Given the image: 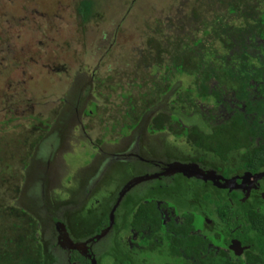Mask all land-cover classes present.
<instances>
[{"label": "rangeland", "instance_id": "1", "mask_svg": "<svg viewBox=\"0 0 264 264\" xmlns=\"http://www.w3.org/2000/svg\"><path fill=\"white\" fill-rule=\"evenodd\" d=\"M82 1L88 3L89 0H0V140H3L0 151V173L2 174L0 176H4L3 178L7 180L4 184L7 190H10L9 187L14 184H18V178H21L22 174L29 175L30 171L27 168L25 171L22 169L25 162L23 143L24 137L29 138V133L33 132L36 124L48 130L44 133L47 140L38 145L39 152L42 154L41 158L45 159L42 162L38 160L33 163V176H28L26 181L30 184L39 179L41 193L44 197L50 195L49 191H51V196L66 200L73 190L83 188L88 182L86 179L96 173L95 170L103 159V156L99 157L100 153L98 154L94 147H99L101 152L108 156L115 154L119 148L124 146L125 141L121 144L123 146L112 143L113 137L117 136L114 133L113 135L105 134L101 125L103 120L111 124L114 115L120 116L122 113L120 109L126 102L121 96L126 91L122 90V87L128 88L133 84L131 77L119 78L118 76L117 78L115 72L122 69L123 62L137 58L138 50L145 49L144 44L150 35V33L147 34L148 24L152 25L156 19L165 22L169 15L174 17L176 2L179 0H134L136 5H133V0H92L93 8L100 9L95 21L88 24H83L77 11ZM126 5L128 11L125 9ZM240 24L241 21L236 23V26ZM254 33H259V30L256 29ZM261 39L260 43L264 42V38ZM208 52H216L212 60L218 66L223 65L221 59L231 54L219 42H214V49ZM118 57L123 58L121 62L118 61ZM250 59L252 58L248 56L247 60ZM250 62L249 65L257 70L264 67L262 64ZM189 67L192 66L189 65ZM137 76L142 77L139 74ZM111 77L114 79L111 84L112 90L108 88L111 82L108 80ZM263 79L257 80L263 82ZM215 80L214 76L208 80V87L213 90L210 89L211 92H209L206 88L205 92L211 93L209 100L206 101L197 97L194 92H190L192 87L196 90L194 77L185 74L180 77L182 87L178 88L179 92H176L173 100L176 102L175 107L180 112L182 122L186 124L197 122L198 117L193 114L197 112L199 114V110L214 114V116H229L230 108L225 102L233 96V90L229 89L224 92L225 87H217ZM252 83L257 82L253 79ZM98 85L101 88H98ZM251 92L259 96L264 95L260 90L258 92L257 88L251 89ZM131 94L135 96L136 93L131 92ZM137 98L136 96L135 100ZM91 100L98 101L99 117L87 116L84 113ZM255 110L264 111L261 105H258ZM69 112L75 119L73 124H71L72 118L68 117V121L65 118ZM198 114L196 116H199ZM205 117H203L204 120ZM15 118L17 120L14 121ZM260 119L264 122V116ZM41 122H49L51 129L49 130L48 126L45 129V126L39 124ZM61 122H66V125H62ZM206 122L204 128L208 126L209 120ZM17 124L22 126L15 131L13 127ZM179 124V122L172 123V127L176 128L175 132L181 130ZM51 135L58 137L62 142L59 139L56 140L55 137L52 138ZM6 139H9L7 143ZM166 140L181 142L176 144L180 145V148L168 142L167 145L177 147L184 153L189 151L185 143L193 142L190 136L177 139L167 137ZM156 142L159 141L156 140ZM152 145L157 147L155 142ZM95 154L99 159L94 157ZM175 155L180 156L181 154ZM26 161L28 165L32 163L30 159ZM180 166L193 173L194 179H202L201 170L188 165L181 164ZM180 166L173 164L171 168H176L169 173H174ZM135 172V169L127 168L126 165L113 168L110 171L111 174H108L105 181L103 180L96 188L90 203L94 202L97 207L108 199L105 205L107 206L109 202H112L111 195L120 183L130 178V175H134ZM47 184H50L49 188L46 187ZM78 185L79 188H76ZM209 192L214 200V190L211 189ZM154 193L168 202L167 206L172 211L174 210L179 220L184 219L177 222L175 228L186 227L188 221L196 232L201 233V239L213 241L220 247L223 246V243L213 235L215 231L212 228L206 229L205 221L187 220L193 217V214H197L198 206L193 196L196 197L199 194L200 199L205 200V194L200 192L198 186L176 180L172 187L158 189ZM154 193L146 191L142 197L151 201L150 198ZM12 195L21 200L22 193ZM25 202L28 203L27 199ZM255 205V207L259 206ZM260 207L256 210H260ZM103 210H100V216L95 212H89L85 216L89 218V222L80 224L77 231L82 233L97 228L102 219ZM131 213L132 211L126 215V221L121 224L123 228L116 231L114 239L111 238L112 235L108 230L103 233L105 236L102 240L104 241L98 240L102 252L107 248L106 256L100 257V264H184L180 257L169 252L170 248L159 251L152 248L146 249L144 248L146 236H136L135 232L133 236H130L131 226H134V217ZM4 215L0 214L2 218ZM213 218L210 217L211 220ZM14 222L16 219L12 216L6 219V228L4 229L3 226L0 228V239L4 233L13 238L21 232L20 229L12 228ZM156 234L159 240L163 238L166 245H169L167 241L171 242L172 238L167 230L156 231ZM128 237L136 239L131 243ZM108 240L112 242L105 243ZM182 241L191 242L190 238L182 239ZM127 242L130 243L131 249L133 243L139 245V248L143 247V250L135 249L139 250L137 251L138 258L135 252L133 253V249L128 248ZM11 246L12 244L8 245V247ZM19 258L18 255L14 260L9 261L7 257H2L0 264H17ZM66 261L61 260V264H66ZM187 264L191 263L187 262Z\"/></svg>", "mask_w": 264, "mask_h": 264}, {"label": "trees", "instance_id": "2", "mask_svg": "<svg viewBox=\"0 0 264 264\" xmlns=\"http://www.w3.org/2000/svg\"><path fill=\"white\" fill-rule=\"evenodd\" d=\"M91 1L89 0L88 3L87 1L86 3L82 1L79 9H77L83 24L95 21L98 16L100 8H93V1ZM176 3L175 12L173 13L174 17L169 15L170 20H167L169 18L166 17L165 22L156 19L152 25L148 24L147 34L150 33V35H148L149 37L144 44L145 49L141 50L142 52L138 50L137 58L123 62L121 65L123 66L122 69L120 68L115 72L117 78L118 76L119 78L131 77L133 84L128 88L122 87V90H126L121 94L126 101L125 105L120 109L122 113L120 116L114 115L115 113L112 114L114 115V120H111V124L109 121H101L102 130L105 134L113 135L114 133L117 136L113 137L111 141L116 145L120 146L125 141L124 146L121 145L123 147L119 148L116 153L127 152L137 143L141 154L145 158L164 160L166 162L192 159L195 163L215 168L225 176H229L231 172L243 169L252 170L253 172L264 170V122L260 119L261 116H264V111L255 110L258 105H261L264 110V98L259 99L260 101L253 99V94L251 93V89L253 90L254 88H258L264 93V87H262L264 86V79L263 82L257 80L264 78V67L256 70L249 65L250 61L264 65V42L260 43L261 38H264V0H179ZM127 8L126 5V11H128ZM239 21H241L240 26H236ZM256 29L259 30L257 34L254 33ZM258 39L260 40L258 41ZM214 42L224 45V49H227L232 54L221 59L223 65L220 66L212 60L216 52H208L210 49H214ZM248 56L252 59L247 60ZM122 59L118 57L119 62ZM189 65L192 67H189ZM138 74L142 77L137 76ZM184 74L192 76L196 80L194 81L196 90L195 87H192L190 92H194L197 97L199 96L206 101L211 96L208 80L212 79L213 76L216 77L217 87H225L224 92L229 89L233 90L234 97L229 99V103L234 105L235 108L230 109L233 111V109L237 108V111L233 115L225 117L214 116V114H207V112L199 110V114L198 112L193 114L198 117L197 122L193 124L182 122V118L179 116L180 112L175 107L176 102L173 98L176 92H179L178 88L182 87L180 77ZM253 79L257 83H252ZM113 80V77L108 80L111 81L108 84L110 90L113 89L111 85ZM98 88H101V86L98 85ZM206 88L209 89L208 93L205 92ZM131 92H135V96ZM92 93L94 95V92ZM136 96L138 98L135 100ZM74 97L76 98V96ZM93 97L95 98V96ZM241 103L242 107L240 106ZM84 113L87 116L94 115L99 117L98 101H89ZM197 114L199 116H196ZM202 116H206L205 118L209 120L208 126L205 128L204 123H207V120H204ZM68 117L73 119L71 123L73 124L75 119L71 112L66 114V120ZM66 122L61 123L66 125ZM174 122L180 123L181 130L179 132H175L176 128L172 127ZM39 124L45 126V129H47L46 126H48L49 130L51 129L49 122H41ZM21 126L17 124L13 129L16 131ZM47 132L48 130H44L42 126L36 124L33 132L29 133V138L24 137L25 141L22 143L25 149V162L22 169L25 171L27 168L30 171L29 175L22 174L21 178H18V184L9 187L10 190H7L4 185L7 180L3 178L4 176H0V214H5L3 218L0 216V228L3 226L5 229L6 219L12 216L16 219V222L12 224V228L21 230L13 238L6 233L3 234L0 239V244L2 245L0 258L7 257L11 261L15 259V256L19 255L20 258L17 260V264H59L58 257L48 246L49 244L41 237L40 229L41 227L45 229L44 226L48 225L50 219H52L50 216L54 215L53 217H55L60 208L68 204L82 203V200L73 199L75 197L74 194L68 201L58 196H51V191H49L50 195L44 197L41 193L39 179L37 183L34 181V183L28 184L26 181L28 176H33V163L38 160V162H42L45 159L41 158L42 154L39 152L38 145L42 141L47 140L44 137V133ZM185 136H190L193 140V142H188L189 144L185 143L189 148L187 153L177 149V147L180 148V145L176 144L181 142L166 140L167 137H175L177 139ZM51 137L55 136L51 135ZM55 138L56 140L59 139L58 137ZM156 140L159 142H156ZM7 141L9 139H6V143ZM153 142L157 144V147L152 145ZM167 142L175 144L177 147L169 146ZM2 143L3 140H0V151ZM94 148L98 154L100 153L99 157L103 156L98 168L95 170L96 172L101 171L105 167L107 160L110 162L101 182L118 165H126L127 168L132 167L135 169L136 172L132 176L144 173L143 168L145 165L141 163L129 164L126 161L119 160L111 162L109 157L103 154L99 147ZM94 157L96 158V154ZM99 157L96 159H99ZM26 159H30L32 163L28 165ZM0 175L2 174L0 173ZM193 184L198 186L200 192L205 194V200H201L199 194L196 197L193 196L198 209L197 214H193L192 219L190 218L189 221L192 220L194 222L197 219L204 221L203 215L207 212L211 216L219 218L227 226H232L231 212L234 211V205H239L238 198L241 197L240 194L234 192L227 195L222 193L221 190L202 182H193ZM49 185L47 184L46 187L49 188ZM26 187L28 188L25 189ZM162 188L155 186L154 191L152 188H148V192L154 193ZM167 188L170 187L164 189ZM211 189L214 190V200L209 192ZM30 192L35 196V199L37 198V201L26 196ZM19 193H22L21 200L17 197H12V194L17 195ZM217 196L218 198H216ZM151 198V201H148L149 199L140 195L126 197L122 202V205H124L122 211L121 207L118 210L119 213L124 212L121 217L123 222L126 221L125 217L130 212V209L134 211L137 208L139 213L135 215L133 228H137L143 223L142 227L140 226L138 229H147L154 234H156V231H166L171 224L167 223L165 226L162 224L163 218L159 212L160 210L156 203H153L155 200H162V198L155 193L152 194ZM230 198L233 199L234 203L230 201ZM26 199L28 203L25 202ZM146 200L148 201L147 204L144 202ZM44 203L47 205L46 208L42 209ZM261 203L263 204L264 202ZM128 205H131L133 209L127 210L129 208L127 207ZM243 206L235 210L234 213L237 216H241L240 222L244 224L245 234L252 236V245L246 251L245 259L230 261L225 258L214 257L213 252L211 253L212 256H209L202 250L206 241L203 238L202 240L201 233H196L193 228V243H185L188 246L186 250L188 255L191 256L193 252V264H264V214L259 213L255 208L253 209L249 202ZM110 207L111 204L106 207L105 213L110 211ZM82 208L80 209L81 211L84 209ZM125 210L127 211L125 212ZM233 225H238V222ZM173 229L171 231L178 230ZM171 231H168L170 238H176V242L177 237L176 235L173 236ZM83 235L87 236L86 234ZM181 235L183 233L179 232L178 238ZM220 235L224 236L222 233ZM155 238L159 240L157 239V234ZM10 244L12 246L8 247ZM15 249L16 251H14ZM155 249L158 250L157 244L155 248L153 247V250ZM136 255H138L137 251Z\"/></svg>", "mask_w": 264, "mask_h": 264}, {"label": "flooded vegetation", "instance_id": "3", "mask_svg": "<svg viewBox=\"0 0 264 264\" xmlns=\"http://www.w3.org/2000/svg\"><path fill=\"white\" fill-rule=\"evenodd\" d=\"M260 69V68H259ZM257 70V69H256ZM255 89V88H254ZM258 89V88H257ZM259 92V89H258ZM252 93V92H251ZM253 94V99H263L264 95H258ZM234 97V94L233 96ZM231 97V98H232ZM235 100V99H233ZM259 100V101H260ZM225 101V100H224ZM229 108H235L234 105H231L229 103V100L225 102ZM242 107V103L240 105ZM240 107V108H241ZM242 109V108H241ZM237 111L236 109H233V111L230 109V114L233 115ZM228 116V117H229ZM135 151V153H134ZM109 160L113 162L114 160L119 161H126L129 164L133 163H141L142 165H145L143 168L144 173L140 175L132 176L130 175V178H127V180H123V182L120 183L119 187L117 188L114 195H111L113 197V202H109L107 206L111 204L110 211L108 213H105L106 207L105 206L108 201V199H105L102 204L99 206H95L94 202L90 203L93 197V193L95 192L96 188L101 184L102 178L105 176V173L108 170L109 167V161L107 160L105 167L101 171H97L94 173L93 176L88 177L86 176V181L88 182L84 185V188H81L80 190H73V193H71V196H67L66 201H68V198H72V194H74V200L80 201L82 200V203H77L74 205H66L54 215H51L50 223L48 225L44 226L45 229H40L41 237L43 240H45L50 246V248L54 251L56 256L58 257L59 264H61V260L65 259L66 264H100L99 260L101 256H106L105 253L107 252V248H105V251H101L99 248V239H103V233L105 231L109 230V234L112 235L111 238L114 239L116 231H119L123 228V219L121 218L124 212H118L119 208L121 207V211L123 209L122 205L123 200L126 197H129L130 195H144L143 193L148 191L149 189H154L155 186H160L163 188L171 187L176 182V180H183L186 183H189L193 185V182H202L206 183V185L217 188L218 190H221L222 193H225L227 195H230L231 193H239L240 198H238L239 205H234V211L231 212L232 216V226H227L226 223H223L220 221L219 218H216V216H211L207 212H205V215H203L204 219V226L206 229H213L215 232H213V235L217 237L221 243H223V246H217V244L213 241L205 240L204 242V248L202 249L205 253H207L209 256L213 252L214 257H221L225 258L227 260H240L245 259L246 251L249 250L250 246L252 245V236L245 234V229H243L244 224L240 222L242 219L241 216H237L234 212L238 208L244 207L247 202H249L250 206L254 207L255 204H258L259 206L255 207V209L259 208L262 203L264 202V176L261 178H255L257 174H263L264 170H260L258 172H253L252 170L243 169L237 172H231L229 176H225L218 170H216L213 167L206 166L204 164H198L195 163L192 159L188 161H178L174 160L172 162H166L164 160H156V159H149L143 157L141 154L139 147L136 143L134 147H132L129 151L124 153H115L108 155ZM181 163L183 165H188L193 168L196 167L197 170H201L204 176H213L215 179H194L193 175H188L185 173H169L170 168L173 164ZM88 175V174H87ZM143 177L147 178L141 183L135 184V185H129L131 181H133L135 178ZM38 181H36L37 183ZM33 187V186H32ZM79 188V185L76 187ZM26 195L27 197L34 199V201H37V198L35 199V196L31 194ZM139 198V197H138ZM230 201L233 202V199L230 198ZM45 202V201H44ZM96 202V200H95ZM98 202V201H97ZM145 204H147V200L144 201ZM154 203H156L157 207L159 208V212L161 214V217L163 218L162 224L165 226L167 223H170L171 226L168 227V231L177 230V231H171L173 236L176 235L177 241L175 242V239H171V243L169 245L165 243V239L161 238L162 240H156L155 234L147 229H138L140 226L142 227L143 223L140 224L137 228H133L131 226V230L129 235L133 236V233L135 232L136 236L142 235L146 236V239L144 240V248L149 249L153 247L155 248V245L157 244L158 250L160 249H166L170 248L169 252H171L172 255H175L176 257H180L184 264H187V262L193 264V252L192 255L189 256L186 252L188 246L185 244V242L182 241L190 238V241L193 243V227L190 226L189 222L187 221L186 227L181 228H175L178 224L177 222L183 221L184 219H180L176 217V213L174 210L172 211L171 208L168 205V202L164 199L162 200H155ZM234 203V202H233ZM46 203L43 204L44 207L42 209L46 208ZM103 205V206H102ZM255 205V206H254ZM129 210L131 205H128ZM127 206V207H128ZM51 207V206H50ZM53 207V206H52ZM84 209H83V208ZM105 209L103 210V208ZM83 209L82 211L80 209ZM116 208V211L114 212V219L113 223L111 225L110 223V214L112 210ZM260 210H257L259 213L264 214V204L260 207ZM93 209V211H91ZM133 209V208H132ZM46 210V209H45ZM100 210H103L102 219L100 221L99 226L95 229L88 231V232H82L79 233L77 231L78 226L80 224H84L85 222H89V218H86L85 216L90 212H95L98 216H100ZM132 215L135 218V215H137L139 212L136 210H131ZM263 211V212H262ZM126 212V211H125ZM130 213V212H129ZM128 213V215H129ZM107 215V216H106ZM89 217V216H87ZM107 217V218H106ZM119 217V218H118ZM210 217H214L213 220L210 219ZM101 218V217H100ZM189 220V218H187ZM216 221V222H215ZM235 222H238V225H233ZM44 232V233H43ZM179 232L183 235H181L178 238ZM195 233V232H194ZM200 233V232H196ZM223 234L224 236H221L220 234ZM86 234L87 236L83 235ZM140 235V236H141ZM63 236V237H62ZM85 236V237H83ZM129 236V237H130ZM221 236V237H220ZM100 237V238H99ZM103 237V238H102ZM128 237V238H129ZM155 238V239H154ZM136 238L133 239V237L129 238V242H133ZM159 239V238H157ZM189 240V239H188ZM104 241V240H102ZM111 243L112 241H106L105 243ZM107 243V244H108ZM128 248L131 249L130 243L127 242ZM161 245V246H160ZM193 245V244H192ZM101 246V245H100ZM135 247V248H133ZM132 251L136 255V248H139V245L133 243ZM109 248V247H108ZM193 249V247H192ZM140 250V251H141ZM138 251V250H137ZM212 256V255H211ZM138 258L139 256L136 255Z\"/></svg>", "mask_w": 264, "mask_h": 264}, {"label": "water", "instance_id": "4", "mask_svg": "<svg viewBox=\"0 0 264 264\" xmlns=\"http://www.w3.org/2000/svg\"><path fill=\"white\" fill-rule=\"evenodd\" d=\"M177 164H179V166L181 165V163H177ZM183 165V164H182ZM194 167V166H193ZM173 168H176V167H173ZM173 168H171V169H169L170 170V172L172 171V169ZM194 168H196V167H194ZM197 169V168H196ZM175 172H179V173H185V174H188V175H193V173H191V172H189V171H187L185 168H181V166H180V168L178 169V170H176ZM264 175L263 174H257L256 176H255V178L257 179V178H261V177H263ZM203 179H215V177H213V176H208V178H207V176H204V177H202ZM147 178H143V177H138V178H135L133 181H131L130 182V184L129 185H135V184H138V183H141V182H143L144 180H146ZM116 211V208H114L113 210H112V212H111V214H110V223H111V225H112V223H113V219H114V212ZM100 238V237H99Z\"/></svg>", "mask_w": 264, "mask_h": 264}]
</instances>
